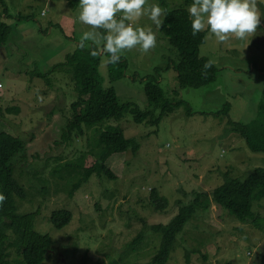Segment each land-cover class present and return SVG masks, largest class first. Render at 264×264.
Returning <instances> with one entry per match:
<instances>
[{
	"label": "rangeland",
	"instance_id": "rangeland-1",
	"mask_svg": "<svg viewBox=\"0 0 264 264\" xmlns=\"http://www.w3.org/2000/svg\"><path fill=\"white\" fill-rule=\"evenodd\" d=\"M192 2L165 0L168 8H187ZM150 3L162 8L159 0ZM257 3L262 23L254 35L221 43L206 34L199 51L216 67V79L197 88L178 87L175 50L147 15L139 18L136 26L155 32V49L123 53V75L114 81L108 57L101 55V85L112 86L120 102L146 109L144 80L154 76L165 96L183 100L191 113L183 104L154 125L135 123L127 111L119 120L83 126L84 135L73 134L65 142L60 134L77 91L68 68L53 66L65 62L90 28L79 21V6L67 0H0V22L9 29L0 48V131L25 143L26 156L15 159L13 168L25 197L15 196V202L20 213L39 210L35 229L53 241L44 264H150L160 244L150 225L169 223L195 191L210 193L226 175L243 179L264 167V154L253 152L231 128L264 122V0ZM92 46L98 47L83 42L85 48ZM226 103L227 114L216 115ZM111 126L136 138L139 150L112 154L99 175L74 188L81 175L64 165L84 151L85 138ZM92 162L86 157L84 165ZM151 189L166 197L164 210L154 209ZM59 208L70 210L72 218L56 229L50 214ZM252 212L256 222H242L214 203L196 210L177 235L167 264H264V198L253 202ZM140 233L141 242L133 245ZM9 237V264H23L11 232Z\"/></svg>",
	"mask_w": 264,
	"mask_h": 264
},
{
	"label": "trees",
	"instance_id": "trees-1",
	"mask_svg": "<svg viewBox=\"0 0 264 264\" xmlns=\"http://www.w3.org/2000/svg\"><path fill=\"white\" fill-rule=\"evenodd\" d=\"M67 2L73 8L79 6V0H67ZM159 3L165 10L159 32L176 52L177 61L173 67L178 87L197 88L213 82L216 79L214 64L208 70L206 78L201 75L203 65L210 61L207 57L201 56L199 51L200 46L205 42L207 32L198 33L194 37L187 8L184 6L168 8L165 0H159ZM8 30L7 24L1 21L0 48L7 39ZM96 48L95 46L85 48L79 45L74 52L67 55L65 62L53 66V68L60 66L68 68L77 91V98L70 104L71 117L60 134L63 141L71 140L73 134L84 135L83 126L89 128L107 119L119 120L127 111L131 112L135 123L147 122L154 125L159 123L164 114L172 112L183 104L186 105L187 113H191V108L183 100L166 97L154 76L144 80V92L149 108L140 109L131 102H120L112 86L104 88L101 85L98 74L101 55H91L92 50ZM122 68L121 59L119 63L109 64L112 81L123 75ZM37 75L42 77L41 73ZM156 109H159L158 115L154 114ZM227 111L226 103L215 114L226 115ZM231 128L245 140L253 152L264 154V122L261 119H255L248 124L233 123ZM84 143L85 149L75 162L64 165V167L74 168L81 175L74 188L82 182H87L93 175H99L112 154L127 150L135 154L140 148L138 140L134 137H125L119 126L98 130L85 138ZM25 156L24 141L8 132L0 131V193L6 197V201L0 207V264H9L8 248L13 243L9 232L15 238L23 264H44L53 248V241L49 234L35 229V219L39 210L24 213L17 210L15 196L23 199L25 191L13 178L14 160ZM86 157L93 159L89 166L84 165ZM108 174L111 176L110 171ZM227 176L224 182L212 189L210 193L195 191L188 203L178 206V213L169 223L149 226L153 232L160 235L159 247L150 257V264H167L177 235L194 216L196 210H207L211 203L218 205L242 222L257 221L253 216L252 206L254 201L264 198V167L254 168L243 179ZM150 202L155 210H164L168 201L166 197L159 195L156 189H151ZM71 218V211L65 208L52 210L50 214V221L56 229L67 225ZM141 240L142 233L132 241L133 245H138Z\"/></svg>",
	"mask_w": 264,
	"mask_h": 264
},
{
	"label": "clouds",
	"instance_id": "clouds-1",
	"mask_svg": "<svg viewBox=\"0 0 264 264\" xmlns=\"http://www.w3.org/2000/svg\"><path fill=\"white\" fill-rule=\"evenodd\" d=\"M79 8V21L90 28L83 33L81 46L85 40L93 41L98 47L91 55H107L106 64L119 63L121 55L133 49L144 53L155 49V32L135 22L147 15L157 27L162 26L165 10L158 4L150 0H79ZM187 11L194 37L206 31L221 43L232 38L245 40L262 23L257 0H193ZM212 67V61L206 62L201 75L206 78ZM5 201L0 193V207Z\"/></svg>",
	"mask_w": 264,
	"mask_h": 264
}]
</instances>
